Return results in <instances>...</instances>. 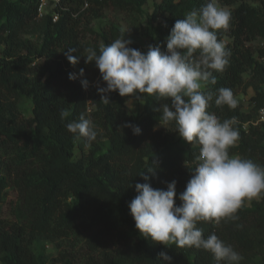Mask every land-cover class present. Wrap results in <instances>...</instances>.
<instances>
[{
	"label": "trees",
	"instance_id": "trees-1",
	"mask_svg": "<svg viewBox=\"0 0 264 264\" xmlns=\"http://www.w3.org/2000/svg\"><path fill=\"white\" fill-rule=\"evenodd\" d=\"M147 2L61 0L40 15V0H0V205L9 186L18 193L16 203L10 204V219L0 216V264H74L68 258L37 254L33 245L42 239L68 238L80 228L97 231L101 241L115 247L91 264H224L209 251L166 246L136 229L129 204L137 195L135 184L146 182L141 175L145 172L154 188L165 190L166 182L175 180L180 205L179 194L194 174L200 146L182 145L174 123L156 128L162 115L157 109L170 101L144 94L143 113L134 116L118 92L107 94V102L101 100L97 88L106 87V82L94 62H85L84 49L91 47L99 54L101 45L122 35L133 41L130 47L143 52L149 45L166 51L176 20L198 11L206 0H155L143 24ZM218 4L231 13L228 30L217 33L218 40L230 39L226 47L231 55L225 71L214 72L217 83L203 89L213 93L207 111L221 121L235 119L240 138L230 155L264 167V126L257 122L264 107V0ZM110 8L129 16L133 33L149 39L145 48L114 22L94 28ZM259 39L263 42L257 46L249 44ZM70 48L79 57L76 65L65 55ZM69 73L77 78L69 79ZM83 80L89 82L87 89ZM221 87L231 89L234 97L241 88H251L250 110H242L240 104L235 109L216 106ZM26 98L33 105L30 118L21 112ZM62 109L70 113L64 120ZM82 113L98 128L91 145L66 127ZM127 123L138 125L141 133L133 134L124 127ZM251 202L238 210L236 220L198 222L197 227L205 238L215 233L233 246L243 257L240 264H253L257 258L264 264V195Z\"/></svg>",
	"mask_w": 264,
	"mask_h": 264
},
{
	"label": "clouds",
	"instance_id": "clouds-1",
	"mask_svg": "<svg viewBox=\"0 0 264 264\" xmlns=\"http://www.w3.org/2000/svg\"><path fill=\"white\" fill-rule=\"evenodd\" d=\"M231 13L219 6L218 0H206L197 10L176 20L168 35L166 51L159 46H148L147 52L130 47L133 41L121 36L108 45H101L99 54L91 47L84 49L86 63H95L106 87H98L103 101L107 94L118 92L143 103L145 95L161 103L160 126L168 128L174 123L175 130L186 142L199 145L197 163L185 191L179 194L176 204L177 182L167 183V189L154 188L150 177L141 175L146 181L136 183L137 195L129 204L135 227L139 233L152 241L177 248L203 249L224 264H240L243 257L233 246L226 244L215 233L205 238L198 222H213L238 219L237 213L245 202L264 195V167L250 159L230 155L229 150L237 145L239 130L235 119L221 121L207 109L213 101V93L205 92L207 85H215L214 72H224L229 65L230 50L223 40H218V31L228 30ZM123 33V29L121 30ZM70 48L65 55L72 65L79 62ZM84 70H80L83 75ZM77 75L69 73V79ZM88 81L82 85L88 87ZM215 105H227L235 109L237 99L231 89L221 87L215 97ZM64 120L70 113L60 111ZM75 138H84L87 145L97 139L95 123L81 114L78 120L66 125ZM124 127L140 134L138 125L127 123ZM186 164V163H185ZM187 167H189L186 164ZM149 172L153 169L147 170ZM130 185L129 187H131ZM160 256L167 261V253Z\"/></svg>",
	"mask_w": 264,
	"mask_h": 264
},
{
	"label": "rangeland",
	"instance_id": "rangeland-1",
	"mask_svg": "<svg viewBox=\"0 0 264 264\" xmlns=\"http://www.w3.org/2000/svg\"><path fill=\"white\" fill-rule=\"evenodd\" d=\"M155 0H148L147 4L144 6V17L142 18L143 24L146 23L147 17L153 10V3ZM54 4L52 0H50L45 6V12L51 11L54 8ZM224 8V7H223ZM108 22H114L118 24L124 31H126L134 40H136L142 47H146L149 43V39L141 36L135 35L133 33V28L131 24V20L129 16L120 12L116 9L110 8L106 11V16L102 19H98L94 23V28L99 29L102 26H105ZM229 38L225 37L224 42L227 44L229 42ZM263 39H259L257 41L249 43L251 46L255 47L258 44H261ZM249 74L245 73L244 78L248 79ZM253 94V90L248 88L246 91L244 88H241L235 98L238 101V104L242 106V110L249 111L251 108L249 98ZM144 95V94H142ZM126 98V104L129 112L134 116H140L144 110V101L140 103L135 99ZM32 102L29 98H26L21 103V112L25 118L32 117ZM157 129L167 128L164 126L158 125ZM179 133L176 135V138H179ZM180 143L182 145H188L183 138L180 139ZM79 152V149L76 150ZM18 198V193L14 189V187L9 186L7 192L5 194V201L0 205V216L7 217L10 219V204L16 203ZM261 198V197H260ZM259 199H253L252 201H259ZM252 202H249L248 205H251ZM98 233L95 230L80 228L78 231L71 234L68 238H60L56 240H46L42 239L36 243H34L33 248L37 254H42L45 256L56 257L58 259L68 258L74 264H91L94 260H100L103 253L105 251L111 250L114 245H109L101 241L97 237ZM109 239V238H108ZM105 240V238L103 239ZM112 242V241H109ZM253 264H263L260 258H257Z\"/></svg>",
	"mask_w": 264,
	"mask_h": 264
},
{
	"label": "built area",
	"instance_id": "built-area-1",
	"mask_svg": "<svg viewBox=\"0 0 264 264\" xmlns=\"http://www.w3.org/2000/svg\"><path fill=\"white\" fill-rule=\"evenodd\" d=\"M41 3H40V6H39V14L42 15L45 13V6L47 5V3L50 1V0H40ZM54 6H58V4L61 2V0H52ZM88 5V3H86V6ZM54 16V20H57L58 17H59V14L57 12H55L53 14ZM258 123H261L263 126H264V107H262L260 110H259V117H258Z\"/></svg>",
	"mask_w": 264,
	"mask_h": 264
}]
</instances>
